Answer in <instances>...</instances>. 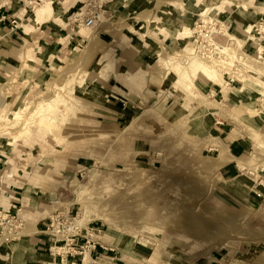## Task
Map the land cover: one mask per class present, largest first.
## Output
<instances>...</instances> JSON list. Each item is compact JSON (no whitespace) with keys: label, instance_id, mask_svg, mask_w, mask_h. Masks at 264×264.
<instances>
[{"label":"rangeland","instance_id":"rangeland-1","mask_svg":"<svg viewBox=\"0 0 264 264\" xmlns=\"http://www.w3.org/2000/svg\"><path fill=\"white\" fill-rule=\"evenodd\" d=\"M43 1L21 0L7 10L0 0V212L14 217L10 224L0 221V264H17L19 245L36 235L38 226L20 213L26 204L48 208L45 231L50 218L59 217L86 229L82 236L96 234L105 248L96 250L98 264H264V205L235 198L238 188L219 176L216 166L226 160L214 144L229 145L228 132L230 140L243 137V179L249 187L264 185V131L237 125L234 101L247 88L245 79L264 81L243 55L264 64L251 41L243 52L237 46L245 40L237 34L264 42V0H223L233 1L242 17L256 12L254 22L229 14L226 6L204 10L206 0H161L163 11L146 25L154 51L144 58L117 37L96 35L105 44L82 41L70 48L48 24L34 28L29 20L49 22L65 0L54 5L51 18L50 11L41 14ZM80 1L76 32L85 29L91 0ZM100 2L103 21L106 0ZM173 27L176 40L182 38L175 48L165 32ZM189 57L214 76L197 73L193 90L168 70ZM71 73L74 98L58 89ZM58 92L71 111L66 116L62 107L47 119L38 104ZM217 113L231 123L224 133L212 129Z\"/></svg>","mask_w":264,"mask_h":264},{"label":"crops","instance_id":"crops-1","mask_svg":"<svg viewBox=\"0 0 264 264\" xmlns=\"http://www.w3.org/2000/svg\"><path fill=\"white\" fill-rule=\"evenodd\" d=\"M4 1L6 2L7 10L11 9L14 3L19 4L21 2V0H4ZM46 1L49 3V7L51 6L50 16H49V18H51L53 16L54 5L55 4L59 5L61 2L60 0H45L43 1V3ZM208 3L210 4V7L207 6ZM80 4H81L80 0L62 1L61 4L62 6L58 8L57 12H54V16L49 22L44 21V19H42L36 25H34L30 20L28 21V23L34 28H38V29H41L43 25L48 24L49 30H51V32L54 30L58 35L63 36L64 39H68V45L70 48L75 47L78 44H81L82 41L83 42L89 41L91 45L105 44V42L102 40H98V39L96 40L95 36L98 35L99 37H102L106 35L107 37H117L119 42H122L125 45L132 47L133 50L137 51V57H138V52H141L139 56L141 58L150 57V55H152L151 53L154 51V49L152 47V44L149 42L150 41L149 39H153V38L150 37L149 35L150 31L146 29V25L150 23L151 20L152 21L154 20L155 14L158 10L161 12L163 11L162 9H159L162 4L161 0H106L105 11L107 13V18H104L103 21L100 20L99 22H97L95 25L96 28L84 27L86 29V30L84 29L85 31L80 30L79 32H76V26L74 24V14L80 7ZM243 5L241 4V6ZM220 6H226L227 8L231 9V11L227 10L229 14L231 15L235 14L237 15V17L243 19L247 18L249 22H254L257 21L258 19V16H256V12L250 13L248 15H243L244 17H242V15H239L237 13V10L239 8H236L233 1L206 0V3L204 4L205 7L204 10H206V8L207 9L209 8L210 10L213 9L214 7H220ZM204 10L203 9L198 10L201 13V16H203ZM103 16L104 15H102V17ZM228 19L233 21V17H229ZM165 20H168V17H166ZM187 23L188 24L192 23V20L188 18ZM175 25H181V24L177 22V24ZM88 30L90 31V34L92 36L90 39H88L85 34L86 31ZM247 30L249 33L250 26ZM165 32L168 36L166 37L167 40L169 39V43H170L169 46L175 48L178 41L182 39L181 38L180 40L177 41L175 38L178 33V29L176 27H173L167 29ZM248 33L246 31V34ZM136 34L137 35L140 34L145 37L144 38L145 44L149 46V49L144 48V46H142L136 40L135 37L138 38ZM158 34L160 35V33H157V35ZM237 35L245 36L242 52H243V48H246L247 45L250 43L249 41H251V45L255 49L254 53L257 54V56H259L262 61H264V42L261 43L260 45L259 44L257 45L256 43H252L253 41L252 37H247L246 35L243 34H237ZM107 37H105V40H109V38ZM163 39L166 40L165 38ZM181 43H184V40L181 41ZM136 47H138V49H136ZM111 52L112 50H109L107 53L112 55ZM105 55L106 53L104 54V56ZM243 55L246 58L255 62L254 69L251 70L258 73V75L260 76L259 78H264V64L259 63L256 59L252 57L247 56L244 52ZM113 69L114 67L108 72L113 71ZM106 75L104 76V78L106 77ZM245 80L247 83V84L245 83L247 85L246 86L247 88L240 89L234 97V101L237 102L236 111H235V123L237 125L238 124L241 125V128H243V122H245L249 125H252L254 128L260 131H264V81L261 82L260 79H258L257 82L254 81L252 82L250 78ZM216 85L222 87V85L220 84H216ZM223 90L225 91L224 93L226 94L227 85L225 82H224ZM224 116L226 115H220V113H217V115L212 120V129L215 130L217 133H221V132L224 133L225 132L224 129L226 128L225 126L231 125L229 121L225 120ZM227 136H228L227 137L228 142H231L229 145L226 143L223 144L218 140L214 139L215 141L214 144L217 146L216 148H218L215 150L219 151L218 156L220 157V153H221L224 156V160H226V161L222 160L216 166V168L218 169L219 176L222 177L224 181L230 182L236 188H238V190L235 191L234 195L236 199L237 198L239 199V201H242L246 205H252V206H254V203L257 204L263 203L264 205V189L261 188L262 186L264 188V185L255 182L253 186L251 187L247 186V184L243 179L245 176V174L243 173L244 170H242L239 165L240 160L246 151L245 148L248 144L245 142L243 137L230 140L232 133L229 132L227 133ZM246 189L249 190L248 193H245ZM7 201L11 202L13 201V199H9ZM26 206L27 207H22V211H25L26 213V219H27L26 222H28V224L32 227H35L37 225L38 228H37V232L35 233L36 235L33 238H30L29 242H27L26 244L22 243L19 245V248L14 254L15 262L17 264H24V263L47 264L48 262L51 261L50 247L52 246V241L50 240V238H48L45 235L46 223H43L44 220L42 219L47 215L48 208L44 207L39 210H31V208H29L27 204ZM6 208H10V207H6ZM81 241L82 240L78 239V242L81 243ZM99 260L100 259L98 258L97 261ZM102 264H109V263L103 262Z\"/></svg>","mask_w":264,"mask_h":264},{"label":"built area","instance_id":"built-area-1","mask_svg":"<svg viewBox=\"0 0 264 264\" xmlns=\"http://www.w3.org/2000/svg\"><path fill=\"white\" fill-rule=\"evenodd\" d=\"M101 5L102 3L98 0L88 2L87 13L82 22L85 27H95V24L100 21ZM12 220L14 217L11 214L3 215L0 212V221L10 224ZM91 231L94 230L91 229ZM46 233L51 236L52 241L51 261L47 264H98L96 250L98 247L105 249L100 242L92 240L91 236H82L80 229L74 227L72 223H64L59 220V217L50 218ZM80 238H83L84 243L78 242Z\"/></svg>","mask_w":264,"mask_h":264},{"label":"bare ground","instance_id":"bare-ground-1","mask_svg":"<svg viewBox=\"0 0 264 264\" xmlns=\"http://www.w3.org/2000/svg\"><path fill=\"white\" fill-rule=\"evenodd\" d=\"M100 2V0H98ZM50 11V7H49V3L46 1L43 3V6L41 8V14L43 15H46L48 12ZM103 14V13H102ZM100 14V15H102ZM99 15V17H100ZM100 20V19H99ZM96 25V24H95ZM85 27V26H84ZM88 28V27H87ZM89 28H92V27H89ZM224 31V30H223ZM222 31V32H223ZM90 32V31H88ZM224 33V32H223ZM247 33H248V30H247ZM91 35V34H90ZM224 35V34H223ZM229 37H231L233 39V37L230 35ZM237 37V36H236ZM238 38V37H237ZM235 39V38H234ZM233 39V40H234ZM237 40V39H236ZM245 40H237V46L239 47V50L240 48H242L243 46V43H244ZM236 45V44H235ZM222 49H225L223 47H220L219 48V52H221ZM222 54H224L222 52ZM182 58V57H181ZM183 59V58H182ZM186 62V61H185ZM104 65V64H103ZM108 67V65H106ZM111 66V65H109ZM249 67V66H248ZM105 68V66H104ZM103 68V69H104ZM109 68V67H108ZM251 68V67H250ZM105 70V69H104ZM107 70V69H106ZM168 70H169V73L173 76V78L177 79V81H179L182 85H184L187 89H190V90H193L195 89L194 88V82H193V79L192 78H195V76L197 75V73H202L206 78L208 79H213L214 76L210 73L209 71V68L202 62H200L198 59H196L195 57H189L188 58V61L187 63H183V61L181 62L179 59L178 61L175 63V64H172L168 67ZM101 71H102V68H101ZM104 72V71H103ZM167 74V73H166ZM75 76L76 74L75 73H71V74H68L67 75V81L65 82L64 85H62L61 87L59 86V90H63L64 88L65 89H69V90H66V93L68 95H70L71 98H74L75 96V89L74 87L72 86V84L74 83V80H75ZM174 79V80H175ZM77 80V79H76ZM216 81V80H215ZM218 81V80H217ZM244 81V80H243ZM241 81V82H243ZM76 82V81H75ZM220 82V81H218ZM81 84V83H80ZM221 84V83H220ZM57 86V85H56ZM55 86V87H56ZM73 87V88H72ZM196 87V86H195ZM71 90V91H70ZM59 93V92H58ZM57 94V93H55ZM73 96V97H72ZM54 100L51 101V102H46V103H42L40 102L39 105V109L42 108V110L40 111H44L46 112V118L47 119H54L56 114L60 112V109L63 107L64 108V111H65V114L68 112V111H71V107L69 105V103L66 102V99H64V96H62L60 93L57 94V96L55 95L54 96ZM44 102V101H43ZM43 107H46V108H43ZM44 109V110H43ZM35 111V110H34ZM33 111V112H34ZM73 112V110H72ZM61 113L63 114V116L65 115L62 111ZM69 113V112H68ZM18 114V113H17ZM33 114V113H32ZM61 114V115H62ZM17 116V115H16ZM19 116V115H18ZM67 116V114H66ZM64 116V118L66 117ZM81 198V197H80ZM22 212V210L20 211V213ZM88 214V212H87ZM20 216V215H19ZM83 218H86V216ZM22 220V219H21ZM81 220V219H80ZM81 222V221H80ZM76 227L78 229H84L83 227L79 226V225H76ZM85 231H87L86 229H84ZM88 236H91V239H93L94 236H97L96 234H88ZM95 241V240H94ZM141 241L142 243H145V241L142 239V240H139ZM155 254V252H154ZM153 254V255H154ZM154 257V256H153ZM152 257V258H153Z\"/></svg>","mask_w":264,"mask_h":264}]
</instances>
